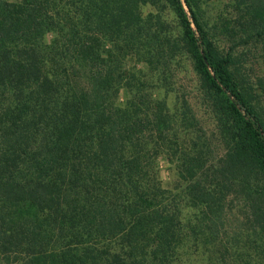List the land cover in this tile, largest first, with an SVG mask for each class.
Listing matches in <instances>:
<instances>
[{
	"label": "trees",
	"instance_id": "1",
	"mask_svg": "<svg viewBox=\"0 0 264 264\" xmlns=\"http://www.w3.org/2000/svg\"><path fill=\"white\" fill-rule=\"evenodd\" d=\"M229 1L264 44V0ZM237 64L194 0H0V264H264V113Z\"/></svg>",
	"mask_w": 264,
	"mask_h": 264
},
{
	"label": "rangeland",
	"instance_id": "2",
	"mask_svg": "<svg viewBox=\"0 0 264 264\" xmlns=\"http://www.w3.org/2000/svg\"><path fill=\"white\" fill-rule=\"evenodd\" d=\"M17 2L19 0H5ZM199 19L213 43L221 53H231L237 59L240 74L250 85L256 95L258 107L264 113V44L254 43L243 35L237 25V17L229 0H194ZM149 9L144 8L143 12ZM131 65V63H128ZM174 90L191 106L201 127L211 131V121L206 110L196 98L194 78L187 62H178L169 75ZM262 82V86L257 84ZM170 96V95H169ZM172 98V97H171ZM169 99V102L171 100ZM158 179L165 189L174 191L176 178L172 166L160 160Z\"/></svg>",
	"mask_w": 264,
	"mask_h": 264
}]
</instances>
